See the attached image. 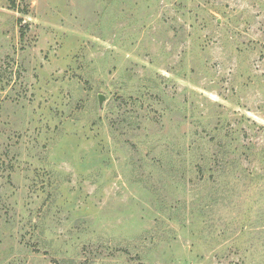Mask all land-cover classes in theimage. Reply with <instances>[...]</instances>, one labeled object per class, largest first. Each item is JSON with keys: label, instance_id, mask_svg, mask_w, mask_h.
<instances>
[{"label": "rangeland", "instance_id": "374dc122", "mask_svg": "<svg viewBox=\"0 0 264 264\" xmlns=\"http://www.w3.org/2000/svg\"><path fill=\"white\" fill-rule=\"evenodd\" d=\"M0 264H264V0H0Z\"/></svg>", "mask_w": 264, "mask_h": 264}]
</instances>
